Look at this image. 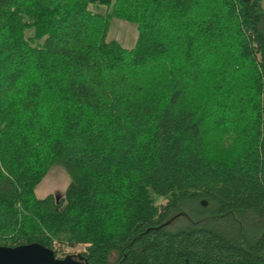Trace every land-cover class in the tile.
<instances>
[{"label":"trees","instance_id":"trees-1","mask_svg":"<svg viewBox=\"0 0 264 264\" xmlns=\"http://www.w3.org/2000/svg\"><path fill=\"white\" fill-rule=\"evenodd\" d=\"M52 165L63 194L36 197ZM31 242L264 264L262 0H0V245Z\"/></svg>","mask_w":264,"mask_h":264},{"label":"rangeland","instance_id":"rangeland-1","mask_svg":"<svg viewBox=\"0 0 264 264\" xmlns=\"http://www.w3.org/2000/svg\"><path fill=\"white\" fill-rule=\"evenodd\" d=\"M264 6V0H262ZM91 11L103 12L104 7H93L92 4L88 5ZM137 37L136 25L132 22L125 21L116 17L109 19V26L105 36V40H115L124 48H131ZM68 183V177L64 169L59 165H52L47 171L46 175L36 185L34 193L36 197H43L46 194H52L59 198ZM160 199H157L159 202ZM85 245L77 244L72 247L71 253L77 254L84 251Z\"/></svg>","mask_w":264,"mask_h":264},{"label":"water","instance_id":"water-1","mask_svg":"<svg viewBox=\"0 0 264 264\" xmlns=\"http://www.w3.org/2000/svg\"><path fill=\"white\" fill-rule=\"evenodd\" d=\"M249 1V0H245ZM56 197V196H55ZM70 255L56 257L53 250L36 242L16 246L0 245V264H76Z\"/></svg>","mask_w":264,"mask_h":264},{"label":"built area","instance_id":"built-area-1","mask_svg":"<svg viewBox=\"0 0 264 264\" xmlns=\"http://www.w3.org/2000/svg\"><path fill=\"white\" fill-rule=\"evenodd\" d=\"M61 249L62 252L67 253V252H71L72 247L63 246Z\"/></svg>","mask_w":264,"mask_h":264},{"label":"flooded vegetation","instance_id":"flooded-vegetation-1","mask_svg":"<svg viewBox=\"0 0 264 264\" xmlns=\"http://www.w3.org/2000/svg\"><path fill=\"white\" fill-rule=\"evenodd\" d=\"M75 261H77V257L76 258H73Z\"/></svg>","mask_w":264,"mask_h":264}]
</instances>
